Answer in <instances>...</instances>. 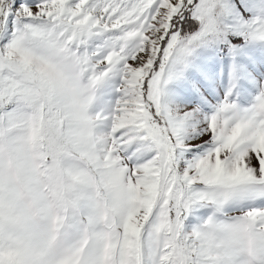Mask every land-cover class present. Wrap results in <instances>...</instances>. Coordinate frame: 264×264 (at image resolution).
I'll return each mask as SVG.
<instances>
[{"label": "snow or ice", "instance_id": "6c2138e0", "mask_svg": "<svg viewBox=\"0 0 264 264\" xmlns=\"http://www.w3.org/2000/svg\"><path fill=\"white\" fill-rule=\"evenodd\" d=\"M0 264H264V0H0Z\"/></svg>", "mask_w": 264, "mask_h": 264}]
</instances>
